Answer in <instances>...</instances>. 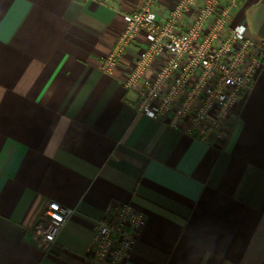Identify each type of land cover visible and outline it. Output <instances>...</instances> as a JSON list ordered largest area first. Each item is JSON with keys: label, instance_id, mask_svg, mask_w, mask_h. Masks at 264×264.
Wrapping results in <instances>:
<instances>
[{"label": "crops", "instance_id": "1", "mask_svg": "<svg viewBox=\"0 0 264 264\" xmlns=\"http://www.w3.org/2000/svg\"><path fill=\"white\" fill-rule=\"evenodd\" d=\"M143 2L0 0V264H84L119 205L145 217L123 264H264V55L222 141L139 114L124 82L144 33L101 64ZM221 4L264 52V0ZM49 201L72 215L45 250L31 229Z\"/></svg>", "mask_w": 264, "mask_h": 264}, {"label": "built area", "instance_id": "2", "mask_svg": "<svg viewBox=\"0 0 264 264\" xmlns=\"http://www.w3.org/2000/svg\"><path fill=\"white\" fill-rule=\"evenodd\" d=\"M159 1L144 0L136 12L124 16L127 27L101 68L113 71L144 33V45L127 65L124 82L136 94L137 112L168 118L172 125L190 121L201 139L212 135L222 141L231 108L262 65L263 49L247 37L245 26H229V9L222 0H178L163 20L155 12ZM71 215V209L49 201L31 229L35 243L48 250ZM144 225L145 217L132 206H109L95 226L84 264H123Z\"/></svg>", "mask_w": 264, "mask_h": 264}]
</instances>
